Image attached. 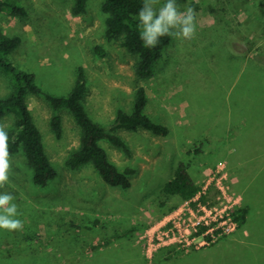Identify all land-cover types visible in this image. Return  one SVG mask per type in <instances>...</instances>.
Instances as JSON below:
<instances>
[{
  "label": "rangeland",
  "instance_id": "rangeland-1",
  "mask_svg": "<svg viewBox=\"0 0 264 264\" xmlns=\"http://www.w3.org/2000/svg\"><path fill=\"white\" fill-rule=\"evenodd\" d=\"M9 1L24 14L11 6L0 12L1 31L20 41L8 59L18 70L32 73L44 94L68 95L82 69L84 107L109 131L118 109L133 110L136 89L143 85L145 112L165 124L169 135L119 129L126 151L99 140L119 170L135 169L130 187H113L91 163L67 164L80 146L81 127L67 108L54 109L43 95L29 93L26 103L56 176L37 187L23 153L10 157L9 181L0 192L14 195L24 226L0 229V264H156L164 257L169 259L160 264H264L262 197L259 201L257 193L248 197L233 187L241 178L235 176L237 164L229 163L247 164L257 139L264 148V127L252 131L264 117V67H257L255 59L257 52L263 53L264 0H177L178 6L195 8V34L192 39L171 38L146 78L137 75L138 54L122 45L123 36L107 39L105 0H87L80 13L73 10L74 0ZM12 88V77L0 71V98ZM233 104L236 121L229 128L219 127L223 122L205 127V117L224 115L226 105ZM212 105L215 112L202 115ZM55 114L60 117L59 137L51 124ZM0 124L9 129L13 119ZM242 130L252 131V145L237 136ZM187 159L201 186L193 201L204 195L207 213L199 203L161 193L177 163ZM259 167L256 156L242 171L254 173ZM263 171L253 183L261 195ZM255 198L258 204L251 206ZM178 212L184 223L200 222L205 214L211 230L206 233L200 224L192 243L180 246L176 238L163 235ZM231 220L236 227L230 231Z\"/></svg>",
  "mask_w": 264,
  "mask_h": 264
},
{
  "label": "trees",
  "instance_id": "trees-1",
  "mask_svg": "<svg viewBox=\"0 0 264 264\" xmlns=\"http://www.w3.org/2000/svg\"><path fill=\"white\" fill-rule=\"evenodd\" d=\"M87 0H74V12H83ZM143 0H105L102 10L107 14L105 34L107 39H114L123 36L122 45L130 51L138 54L136 73L141 77H150L153 74V67L160 58L162 51L169 44L171 37H161L154 47H145L139 38V27L136 13L141 7ZM11 6L13 12L24 9L9 0H0V12L3 8ZM18 37H9L0 29V71L8 74L13 79L12 92L7 97L0 98V122L6 117L13 119L12 127L8 131V147L10 157L23 153L27 164L32 171V182L37 187L46 186L55 176L56 170L49 160L42 140V135L34 123L26 98L29 93L43 95L54 109L67 108L78 125L81 127L82 136L79 148L67 159V164L76 168L91 163L97 170L102 180L113 187L128 188L131 185L130 177L135 173L132 167L119 170L112 163L99 140L107 139L114 146L128 150L126 142L116 133L119 129L136 131L144 129L154 135L167 136L169 128L165 124L157 123L145 112L148 102L146 88L139 85L135 92L133 110L126 112L118 109L109 131H106L99 123L92 120L87 113L83 98L86 93L87 84L82 69H79L78 77L66 96H52L44 94L35 81L34 75L30 72L18 70L8 59L9 54L19 45ZM99 54L104 55L102 47L97 46ZM262 53H256L255 59L263 62ZM53 130L59 137L61 132L60 117L55 114L51 121ZM201 152L200 148L194 149ZM191 152V149L188 150ZM191 160L179 161L174 169L173 176L166 181L161 193L164 196H178L184 201H192L201 191V186L192 177L189 168ZM199 201L205 202L204 195ZM169 257L157 259L156 264L168 260Z\"/></svg>",
  "mask_w": 264,
  "mask_h": 264
},
{
  "label": "clouds",
  "instance_id": "clouds-1",
  "mask_svg": "<svg viewBox=\"0 0 264 264\" xmlns=\"http://www.w3.org/2000/svg\"><path fill=\"white\" fill-rule=\"evenodd\" d=\"M136 16L139 38L145 47L156 46L161 37L192 39L195 34L196 10L191 4L181 7L177 0H163V3L160 0H143ZM8 139V131L0 124V188L9 181L11 162ZM14 200L13 194L0 192V229H23L24 224Z\"/></svg>",
  "mask_w": 264,
  "mask_h": 264
},
{
  "label": "crops",
  "instance_id": "crops-1",
  "mask_svg": "<svg viewBox=\"0 0 264 264\" xmlns=\"http://www.w3.org/2000/svg\"><path fill=\"white\" fill-rule=\"evenodd\" d=\"M262 49H261V52H263L264 53V46H262L261 47ZM262 58H261V60H263V62H256V63H260V64H256L257 65V67H264V56H261ZM241 95H243V96H247V95H249V94H241ZM225 97H226V99H227V94H225ZM227 100H229V99H227ZM227 106V110L225 111V113H224V115H219L218 117H210V118H208V117H205L204 119V123H205V127L206 126H210V127H216L217 125H219V122L220 123H225V124H223L222 126H220L219 125V127H222V128H227L228 127V124H230V123H232L233 121H236V115H235V113H234V104L233 105H230V106H228V105H226ZM214 106L212 105L211 106V111L210 112H207V110L202 114V115H207V114H211V112H213L214 111ZM215 112V111H214ZM263 114H264V110H263ZM224 116V117H223ZM222 119H224L225 121H221ZM238 121H242V118H239L238 119ZM259 122H258V126H257V128H253L252 129V131H254V130H258V129H260V128H262V127H264V117L263 118H261V119H259L258 120ZM229 128V127H228ZM251 130H247V131H244L243 132V130L241 131V132H239L238 134L239 135H237V136H242V138L244 137V141H245V144L246 145H252V143H251V141L249 140V138H250V135L251 134H253V133H251L252 132ZM212 133H214V132H212ZM236 135V134H235ZM251 139V138H250ZM259 142H258V144H257V147H256V149H255V152L254 153H252L251 155H250V160L247 162V164H242L240 161H234V162H229L230 164H237V166H236V172H237V175H235L236 177H239V178H241V179H239L237 182H234L233 183V187L236 189V190H238L239 189V191H242V192H245L246 193V195H248V197H251V193H253V192H255V193H257L258 195H259V201H260V199H261V197H262V201H263V208H264V195H261L260 194V192H259V188L257 187V188H255V186L253 185V183H254V181L255 180H257L256 178H258L259 177V175H261V170H264V168H263V165H264V160L263 159H261L262 160V163H261V160H260V158H263L262 157V155L261 154H264V148H263V144H261L260 143V140L259 139H257ZM222 145H223V143H222ZM222 148V147H221ZM259 149H261L262 151H260L259 152ZM221 153V152H220ZM221 154H223V153H221ZM223 156H227L226 154H223ZM256 156H258L259 157V164H260V167L258 168V169H256L255 170V172L254 173H252V172H250V173H247V169H244V171L246 172V173H243V171H242V167H247L248 165H249V162L251 161V160H253V158H255ZM254 160H256V159H254ZM264 172V171H263ZM262 172V173H263ZM264 177V176H263ZM251 201V200H250ZM257 201H256V198H255V200L254 201H251V206L252 205H255V206H257Z\"/></svg>",
  "mask_w": 264,
  "mask_h": 264
},
{
  "label": "built area",
  "instance_id": "built-area-1",
  "mask_svg": "<svg viewBox=\"0 0 264 264\" xmlns=\"http://www.w3.org/2000/svg\"><path fill=\"white\" fill-rule=\"evenodd\" d=\"M194 199H192V201ZM193 202H195V204L197 203L196 201H193ZM198 203L201 204L200 207L204 211V213H207L208 208L205 202L199 201V198H198ZM209 211H211L210 208H209ZM199 221L200 222L191 221L190 223H184V221L182 220L181 214L178 212V214L169 218L167 223H170V224H168L169 226L166 225V228L163 229V233H164L163 235H166V237L168 238L169 237L173 239L176 238L180 246L189 245L192 243L194 239L192 238V234L198 231L200 224H201V228H203L206 231V233H208L211 230L210 227L209 228L207 227L210 224V222H208V219L206 218L205 214L201 218H199ZM235 227H236L235 221L231 220L228 224L229 230L231 231Z\"/></svg>",
  "mask_w": 264,
  "mask_h": 264
}]
</instances>
